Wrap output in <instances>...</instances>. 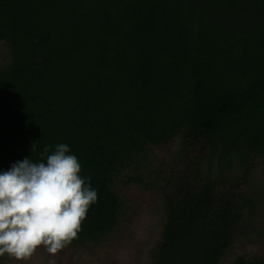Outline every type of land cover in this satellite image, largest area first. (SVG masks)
I'll return each mask as SVG.
<instances>
[{"label": "trees", "instance_id": "16d2710c", "mask_svg": "<svg viewBox=\"0 0 264 264\" xmlns=\"http://www.w3.org/2000/svg\"><path fill=\"white\" fill-rule=\"evenodd\" d=\"M0 44V172L64 143L98 194L63 250L117 247L128 190L157 197L149 264H224L264 231V0H0Z\"/></svg>", "mask_w": 264, "mask_h": 264}, {"label": "clouds", "instance_id": "9594fccd", "mask_svg": "<svg viewBox=\"0 0 264 264\" xmlns=\"http://www.w3.org/2000/svg\"><path fill=\"white\" fill-rule=\"evenodd\" d=\"M70 151L45 147L41 160L26 157L0 172V257L28 261L41 247L55 257L78 238L98 194Z\"/></svg>", "mask_w": 264, "mask_h": 264}, {"label": "rangeland", "instance_id": "374dc122", "mask_svg": "<svg viewBox=\"0 0 264 264\" xmlns=\"http://www.w3.org/2000/svg\"><path fill=\"white\" fill-rule=\"evenodd\" d=\"M5 49V46L0 44V63L6 60ZM172 150L170 146L164 147L155 155L172 166L174 162L169 158ZM257 178H261V174H258ZM126 193H129V198L136 202L135 211L130 212L128 218L125 219L122 227L124 233L121 235V243L117 247L111 245L110 248H103L100 251H77L73 253L63 250L61 252L63 256L56 255L55 257H52L46 249L41 247L28 261L17 262L14 258L9 257L6 264H50V261H54V264H113L112 259L116 257L121 264H149L150 253L159 243V223L162 220L158 207L152 208L149 199L157 197L150 194L147 195V198L142 199L134 191L128 190ZM259 216L260 222L264 225V210L260 212ZM257 238V240L244 239L238 241L224 260V264H229L236 256H263L264 231L260 232Z\"/></svg>", "mask_w": 264, "mask_h": 264}]
</instances>
